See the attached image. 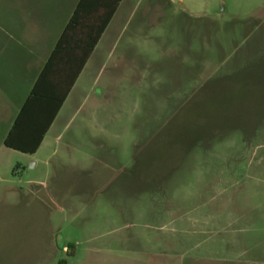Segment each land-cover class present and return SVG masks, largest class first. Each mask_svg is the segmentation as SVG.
I'll use <instances>...</instances> for the list:
<instances>
[{"label": "rangeland", "instance_id": "374dc122", "mask_svg": "<svg viewBox=\"0 0 264 264\" xmlns=\"http://www.w3.org/2000/svg\"><path fill=\"white\" fill-rule=\"evenodd\" d=\"M105 38L54 140L0 143V264H264V133L226 103L264 0H123Z\"/></svg>", "mask_w": 264, "mask_h": 264}, {"label": "crops", "instance_id": "0c3cea01", "mask_svg": "<svg viewBox=\"0 0 264 264\" xmlns=\"http://www.w3.org/2000/svg\"><path fill=\"white\" fill-rule=\"evenodd\" d=\"M79 1L0 0L1 146L4 145V140L11 130L15 118L27 100ZM120 5L46 134L39 150L34 155L23 154L25 157H29V159L34 157L48 140H54L53 131L58 125L57 121L66 106L71 105L70 108L72 109L76 104L78 97L74 91L93 61H98L102 43L104 45V39H106L111 25L119 13ZM261 56L262 54L255 49L245 50L243 62L240 60L239 62L246 63V65L250 63L252 65L251 71L248 75L246 66L245 75L238 77L233 82V86L230 84L228 92L229 116H232L233 107L237 102L238 110L241 111L239 115L245 118V126H243L246 133H264V64H260L257 60ZM253 61L259 65H253Z\"/></svg>", "mask_w": 264, "mask_h": 264}, {"label": "trees", "instance_id": "16d2710c", "mask_svg": "<svg viewBox=\"0 0 264 264\" xmlns=\"http://www.w3.org/2000/svg\"><path fill=\"white\" fill-rule=\"evenodd\" d=\"M123 0H80L4 146L34 155ZM238 93V91H237ZM227 105L229 101L227 99Z\"/></svg>", "mask_w": 264, "mask_h": 264}]
</instances>
